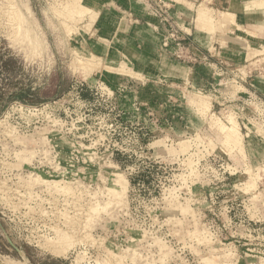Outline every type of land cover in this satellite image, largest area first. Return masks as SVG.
<instances>
[{
  "label": "rangeland",
  "instance_id": "1",
  "mask_svg": "<svg viewBox=\"0 0 264 264\" xmlns=\"http://www.w3.org/2000/svg\"><path fill=\"white\" fill-rule=\"evenodd\" d=\"M6 1L0 264H264V42L205 69L172 0H148L167 30L143 58L110 0Z\"/></svg>",
  "mask_w": 264,
  "mask_h": 264
},
{
  "label": "crops",
  "instance_id": "2",
  "mask_svg": "<svg viewBox=\"0 0 264 264\" xmlns=\"http://www.w3.org/2000/svg\"><path fill=\"white\" fill-rule=\"evenodd\" d=\"M172 2L180 31L187 38L189 45L198 47L200 52L204 51V57L209 59V62L201 61L202 68L212 67L214 56L220 54V51L235 58L237 52L245 50L248 42H264V24L257 21V18L264 14V0H172ZM105 5H101L103 9ZM108 5L110 9L114 6V9L124 10L126 13L124 43L127 45L128 42H136L135 46L139 47L141 53L140 58L147 57V48L151 44L155 51H158L154 55L159 57L167 26L149 13V1L110 0ZM106 9L108 10V7ZM211 10L219 14L216 21H213ZM116 33L117 26L114 27L113 37ZM118 34L121 36L122 32L118 30ZM113 37L110 35V39L113 40ZM118 39L116 41H120V38ZM125 51L126 56L130 55L128 48H125ZM187 68L196 71L197 65L189 64Z\"/></svg>",
  "mask_w": 264,
  "mask_h": 264
},
{
  "label": "bare ground",
  "instance_id": "3",
  "mask_svg": "<svg viewBox=\"0 0 264 264\" xmlns=\"http://www.w3.org/2000/svg\"><path fill=\"white\" fill-rule=\"evenodd\" d=\"M7 2H8V0L6 1V4H7ZM10 3V2H9ZM13 4H15L14 2H12ZM73 3V7H77V8H79L80 9V11H81V14L83 13L84 15H86V16H88V17H90V18H92V19H95V17L97 16V14L101 11V7H100V5L96 2V1H94V0H75V1H73L72 2ZM10 5V4H9ZM9 5H8V7H9ZM16 5V4H15ZM6 6V5H5ZM17 6V5H16ZM11 7V6H10ZM7 8V7H6ZM14 8V7H13ZM9 9V8H8ZM8 9H7V12H8ZM11 9H12V7H11ZM15 9H18L17 7H15ZM75 9V8H74ZM73 9V10H74ZM14 10L12 9V12H13ZM80 11H79V14H80ZM10 12V11H9ZM8 12V13H9ZM12 12H10V13H12ZM15 12V11H14ZM13 12V13H14ZM16 12H17V10H16ZM6 13V12H5ZM231 13V12H230ZM7 15V14H6ZM12 15V14H11ZM78 15V14H77ZM83 16V15H82ZM14 18H16L15 16H13ZM19 17V16H18ZM11 18V17H10ZM19 19V21H20V18H18ZM10 21V20H9ZM11 21H13V19L11 20ZM10 21V22H11ZM27 21V20H26ZM18 23V22H17ZM11 24L14 26V24L11 22ZM15 24H16V21H15ZM214 26V25H213ZM17 27V26H16ZM14 28V27H13ZM18 29V28H17ZM25 29V28H24ZM15 30V28L13 29V31ZM20 30V29H19ZM17 32H19L18 30H16ZM16 31H14V32H16ZM26 31V30H25ZM31 31V30H30ZM72 31V30H71ZM69 33H71V32H69ZM261 44V43H260ZM260 47V46H259ZM264 48V47H263ZM93 54V53H92ZM79 57V59L80 60H83V61H85L86 63H88V65H90V63H94V62H97V57H95V55H92L91 57H88V58H84V57H81V56H78ZM83 64V63H82ZM86 66V65H85ZM88 70V69H87ZM35 107V106H34ZM33 112V111H32ZM36 113V112H35ZM3 119V118H2ZM9 126V125H8ZM5 129V128H4ZM7 131H5L6 132V134L9 136V139H12L13 141H15V143H20V140L18 139V136H17V134L13 131V130H9V129H6ZM42 131V130H41ZM230 131H231V133L230 134H228L229 135V137H231L232 136V134H236V132L238 131V128L236 127V126H233V128H232V130L230 129ZM37 132V131H36ZM5 134V135H6ZM40 137H42L41 135H40ZM44 138V137H43ZM19 140V141H18ZM27 148V147H26ZM26 148H24V152L23 153H25V154H27L28 152H27V149ZM21 150V149H20ZM37 151V150H36ZM30 153V152H29ZM28 153V154H29ZM15 156V155H14ZM24 158V157H23ZM45 158V157H44ZM115 164V163H114ZM38 176V175H37ZM36 177V176H35ZM37 178H39V180H41L42 178L40 177V176H38ZM32 179H36V178H33L32 177ZM43 180V179H42ZM45 181V180H44ZM116 192V191H115ZM56 196V195H55ZM55 239V238H54ZM11 257V256H10ZM5 261H7V260H5ZM24 264V263H23Z\"/></svg>",
  "mask_w": 264,
  "mask_h": 264
}]
</instances>
